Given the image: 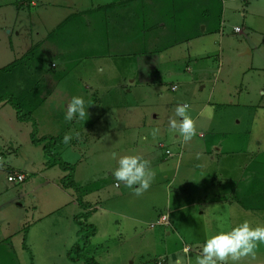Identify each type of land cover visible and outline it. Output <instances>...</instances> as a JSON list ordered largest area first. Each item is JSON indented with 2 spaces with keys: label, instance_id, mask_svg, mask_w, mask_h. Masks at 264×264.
Segmentation results:
<instances>
[{
  "label": "rangeland",
  "instance_id": "374dc122",
  "mask_svg": "<svg viewBox=\"0 0 264 264\" xmlns=\"http://www.w3.org/2000/svg\"><path fill=\"white\" fill-rule=\"evenodd\" d=\"M116 1L0 0V57L6 55L0 64L8 62L0 67V96L11 94L20 116L30 118L20 121L9 103H0L13 109H0V264H81L68 259L76 251L74 244L97 264H154L156 257L171 254L181 264H194L206 238L216 232L245 220L252 227L264 226V0H197L195 16L202 14L203 20L197 31L206 26L205 31L195 38L192 29L180 25L173 36L181 43L166 47L160 72L173 70L170 63L177 55L182 70V60L196 53L203 58L198 69L170 79L162 76L159 85L138 92L130 88L135 82L129 83L133 62L116 59L117 46L93 42L105 39L96 35V27L111 21ZM11 24L17 28L8 35ZM234 27L242 32L234 34ZM85 40H90L89 63L74 50ZM7 45L16 52L17 46L28 49L8 61ZM90 64L102 73L89 71ZM171 85L178 88L175 93ZM73 96L85 101L83 120H65ZM184 104L191 118L204 106L194 136L198 130L204 136H227L221 141L224 156L213 154L215 163L183 150L178 156L182 135L169 127V120ZM154 129L159 130L155 136ZM32 131L38 145L31 143ZM66 134L71 136L68 144L63 143ZM55 140L50 152L72 167L67 183L74 184L77 194L61 186L67 172L46 165L51 157L44 156L42 147ZM166 150L174 158L167 160ZM125 155H140L155 173L139 195L134 191L138 185L126 187L113 175ZM248 163L242 178L238 166ZM17 170L26 179L8 183L7 174ZM76 199L92 211L76 205ZM214 199L219 203L210 204ZM85 213L77 226L74 218ZM161 213L170 217L168 237L164 228L151 227ZM91 227L95 233L89 236ZM85 237L89 240L83 245ZM182 243L192 247V254L181 253ZM257 263L264 264V245H258L255 258L237 262Z\"/></svg>",
  "mask_w": 264,
  "mask_h": 264
},
{
  "label": "crops",
  "instance_id": "0c3cea01",
  "mask_svg": "<svg viewBox=\"0 0 264 264\" xmlns=\"http://www.w3.org/2000/svg\"><path fill=\"white\" fill-rule=\"evenodd\" d=\"M155 2L157 4H155ZM116 3H115V6L111 5L110 7L111 10H114V14L112 16L111 21L108 22L105 20V22H100V24H98L96 27L97 29L96 35L103 36V38L105 39L104 40L94 39L93 42L103 41L106 44H112L114 46H117L116 49L120 50V55L116 59H119L122 61L123 60L122 58H125L126 61L129 60L130 62H133L134 72L132 76L134 79H132L129 82L130 84H133L135 82V85L130 86L132 90L134 89L135 92H138V90H140L141 87L148 86V84L159 85L161 83L160 77L162 76L170 79L171 77H180L182 71H183V74H190L193 69H198V65H199L198 62L201 61L203 58L200 57L202 56V54L196 53V55L194 56L188 55L186 56L187 58L185 60H182L185 63L184 68L182 70H181V65L179 63L181 61V56L177 55L174 57V60H173L174 62L170 63V64H173L174 66V68H172L173 70H171V68L169 67L168 69H166L164 75L163 73L160 72L161 71L160 61L163 60L161 59V56L166 51V47L180 45L181 43V39L174 38L173 36V33L175 30H177V32L180 31V25L185 26L189 29H192L194 33L193 36L195 38L200 36V34H203L201 32L205 31L206 26L201 27V30H202L201 32L197 31L198 26L203 24V20L201 19L202 14L199 16H195L196 10H197V7H196L197 0H117ZM31 5H32V2H31ZM206 6L208 7V5ZM204 13L209 14L210 9L209 8L204 9ZM208 17L209 16H205L204 19H207ZM10 26L12 28V31H8L7 33L8 35L9 34L11 35L13 31L17 28L14 24H11ZM3 27L4 28L8 27V22H6L3 25ZM235 29L237 31H235ZM241 30L242 29H239L238 27H234L233 33L240 34L242 32ZM19 32L20 31L18 30L16 31V37L20 34ZM65 36L66 35L63 34L61 38H64ZM193 36H191V38H193ZM186 39L187 38L182 39L183 40L182 42H185V44H188L189 41H187ZM4 41L6 40H3V43ZM191 42L189 45H191ZM89 44H90V40L89 41L85 40L83 42L76 43L77 46L75 47L74 50L76 53H80L81 58L83 57L82 62L86 60L87 63H89L91 61L90 59H93L91 56L88 55L89 48L87 47L89 46ZM7 47L9 49V45H7L5 49H7ZM26 47H28V45H25L21 48L17 46L18 51L20 52L14 51L13 48L9 49V52H8L9 56H7V60L8 61L14 60L15 58L13 57V54H16V56H18L20 54L22 55L23 53H26L28 49V48L26 49ZM5 56L0 57L1 58L0 60L2 59L4 60ZM183 56L184 55H182V58ZM165 59L169 60L168 57ZM175 62L177 63L174 64ZM7 63L8 62L0 64V67L3 65H6ZM170 64L168 66H170ZM53 65L54 64H51V67ZM53 67L56 68L55 66ZM96 68H94L91 64L88 65L89 71H95L98 73H102V70H103L102 68L100 67H98L97 69ZM126 78H130V77H126ZM177 83L180 85L181 80H178ZM94 86L98 87L99 89L104 88V86H101L100 84H97V83H95ZM177 89L178 88L175 85L170 86V91H172L173 93H175ZM132 90L128 89L129 94L132 93ZM263 93L264 92H262V94ZM6 107H9L8 109H12L7 104L0 105V109H4ZM171 107L172 105L168 106V108H171ZM202 110H204L203 105L198 107L196 115H194V117L192 118L194 123L196 122L197 118L201 114ZM8 113H11V112H8ZM130 114L132 115V112H130L129 115ZM10 115L12 116V114ZM152 118H155V117L152 116ZM181 118L182 117L176 116L175 119L177 121H180L182 120ZM12 119H14V123H15L14 125H19V122L16 120L15 116L14 117L12 116ZM199 123L204 124V120L200 121ZM209 134L213 135L214 133H209ZM245 137L247 139L250 138V136H245ZM177 138L179 137L178 135L175 134L174 139H177ZM205 138L207 139L204 140ZM226 138L227 136H204L198 130L197 135L193 136L188 141H185L183 139V136L180 138V144L177 145V147L179 148L178 156L181 154L183 156V152H182L183 150L186 152L188 156H198V157L210 158L209 162L211 164L215 163L216 157H213V154L218 155L219 157L222 155L224 156V154H222L223 148H222L221 141L225 140ZM197 139L201 141V143L198 142ZM228 154L229 153H226V155ZM164 155L165 157H167L166 158L167 160L174 158V155L172 153L167 152V150L164 152ZM249 167H250V163L246 165L241 164L240 166H238V168L242 170L241 171L242 178L244 174L246 173V170L249 169ZM16 172H22V171L17 170ZM257 174H258V171L250 172V178L251 179L256 178ZM206 202L207 200L205 199L203 203H200V204L198 203V206L202 207V205ZM218 203H219L218 200L214 199L212 203L210 204L214 205ZM76 205H78L77 202H76ZM185 206H190V205L188 204L183 205V206L181 205V208ZM177 209L179 208H175L173 210H177ZM202 214L203 212L200 213V215ZM162 217L165 218V223H163ZM153 224L154 225H151L152 228H154L155 225L160 228H164L166 231L167 237L170 236V232L166 230L167 228L171 226L170 217L168 213L167 214L161 213L159 215V219L153 222ZM198 245H200V243H198ZM181 253L184 254V256H189L190 254H192V247L190 246L189 248L188 245L182 243ZM200 253H201V250L198 251L197 255H199ZM170 256L171 257L158 256L156 257V259H154L155 260L154 264H181L175 254H171ZM169 258L171 259V262L168 261ZM129 264H134V263L131 262ZM257 264H260V263H257Z\"/></svg>",
  "mask_w": 264,
  "mask_h": 264
},
{
  "label": "clouds",
  "instance_id": "9594fccd",
  "mask_svg": "<svg viewBox=\"0 0 264 264\" xmlns=\"http://www.w3.org/2000/svg\"><path fill=\"white\" fill-rule=\"evenodd\" d=\"M188 105H178L175 109L176 116L182 120H169V127L178 131L185 141L190 140L195 134L194 121L188 114ZM87 115L83 97L73 96L66 108L65 120L71 121L74 118L83 120ZM211 110H208V117L211 118ZM158 129H154L155 136ZM70 135H65L63 143L68 144ZM119 167L113 172L118 181H123L126 187L134 189L137 195L146 191L154 177V171L148 166V162L140 155H125L118 161ZM258 245H264V226L252 227L245 220L230 230H220L206 238L201 253L195 258L194 264H228L229 259L237 264L244 257L255 258ZM186 251V249H185ZM191 264V262H190Z\"/></svg>",
  "mask_w": 264,
  "mask_h": 264
},
{
  "label": "trees",
  "instance_id": "16d2710c",
  "mask_svg": "<svg viewBox=\"0 0 264 264\" xmlns=\"http://www.w3.org/2000/svg\"><path fill=\"white\" fill-rule=\"evenodd\" d=\"M18 63H20V61L18 62ZM24 67V66H23ZM23 67H22V69H23ZM22 71H24V70H22ZM0 92H3V89L1 90L0 89ZM1 102H7V103H9L10 104V106L14 109V111L16 112V116H17V119L18 120H20V121H29L30 120V118H29V116H27V115H21L20 116V112H19V109H18V107L13 103V101H12V95L11 94H6V95H2V96H0V103ZM33 125V127H32V129L35 131V129H34V124H32ZM41 141H43V140H41ZM58 141V140H57ZM57 141L55 140V141H53V142H51L49 145H44L43 147H42V151H43V153H44V156H47V157H51V159H49L48 160V163H46V165L47 166H51V165H57L63 172H67V175H65L61 180H60V182H61V186H62V188L63 189H66V190H72L74 193H78V191H77V188L74 186V184H72V183H67V181H69L70 179H71V177H72V174H73V169H72V167L71 166H68V165H65L63 162H60V161H58L57 160V158L56 157H53V154L50 152V150L55 146V145H57ZM31 143L33 144V145H38V140H36L35 139V136H34V132L32 131L31 132ZM76 201H77V204H78V206H80V207H82V208H87L88 207V209H89V213H90V211H92L91 210V207H89L88 205H86V204H84V203H82L79 199H76ZM88 213H85V214H81V215H77L75 218H74V223L77 225V226H79V218L80 217H83L84 215H87ZM83 215V216H82ZM94 233H95V230L91 227V229H90V233H89V236H92V235H94ZM88 237H85V240H84V242L82 243L83 245H86L87 244V242H88V240L89 239H87ZM74 246H76V251L75 252H72L71 254L69 253V254H67V256H68V259L70 260V261H72V262H75V261H77V262H80L81 264H97L96 262H94L93 261V259L92 258H89V257H87V256H85V255H83V254H81V253H83V251H81L80 249H79V245L78 244H74ZM73 253H75V255L76 256H73L72 257V254Z\"/></svg>",
  "mask_w": 264,
  "mask_h": 264
},
{
  "label": "built area",
  "instance_id": "2783aa9c",
  "mask_svg": "<svg viewBox=\"0 0 264 264\" xmlns=\"http://www.w3.org/2000/svg\"><path fill=\"white\" fill-rule=\"evenodd\" d=\"M235 31L237 30L235 29ZM26 177L27 176L23 172H11L7 175L6 181L11 184L22 183L26 179ZM162 221L163 223H165L164 217H162Z\"/></svg>",
  "mask_w": 264,
  "mask_h": 264
}]
</instances>
